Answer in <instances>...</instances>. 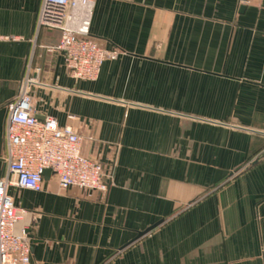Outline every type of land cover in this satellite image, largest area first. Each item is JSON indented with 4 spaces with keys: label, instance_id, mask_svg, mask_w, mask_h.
<instances>
[{
    "label": "crops",
    "instance_id": "crops-1",
    "mask_svg": "<svg viewBox=\"0 0 264 264\" xmlns=\"http://www.w3.org/2000/svg\"><path fill=\"white\" fill-rule=\"evenodd\" d=\"M41 1L0 0V178L34 53V114L93 137L112 180L10 190L31 264H264V0H96L91 35L120 54L94 82L47 51L58 31L36 37Z\"/></svg>",
    "mask_w": 264,
    "mask_h": 264
},
{
    "label": "built area",
    "instance_id": "built-area-1",
    "mask_svg": "<svg viewBox=\"0 0 264 264\" xmlns=\"http://www.w3.org/2000/svg\"><path fill=\"white\" fill-rule=\"evenodd\" d=\"M95 1L42 0L37 14L36 37L45 30L59 32V41L47 51L63 55L68 74L75 81H96L103 64L120 54L117 49L103 48L91 35ZM33 59L34 53L26 65L18 96L6 106V173L0 178V264L32 261V228L19 227L26 212L15 206L12 188L42 192L46 171L51 172L62 191L77 188L106 193L112 180L101 163L83 152L85 141L93 137L87 139L71 126L61 127L53 117L41 120L34 114L31 92L41 69L34 68Z\"/></svg>",
    "mask_w": 264,
    "mask_h": 264
},
{
    "label": "water",
    "instance_id": "water-1",
    "mask_svg": "<svg viewBox=\"0 0 264 264\" xmlns=\"http://www.w3.org/2000/svg\"><path fill=\"white\" fill-rule=\"evenodd\" d=\"M51 176V172L50 171H46L45 172V178L48 179ZM163 223V221H160L159 223H157L156 225L150 227L149 229H147L146 231L142 232V233H138L136 239L133 242H136L137 240L141 239L142 237L148 235L149 233H151L154 229L158 228L161 224ZM32 238V237H31ZM132 244V243H130ZM129 244V245H130ZM128 246V245H127Z\"/></svg>",
    "mask_w": 264,
    "mask_h": 264
}]
</instances>
